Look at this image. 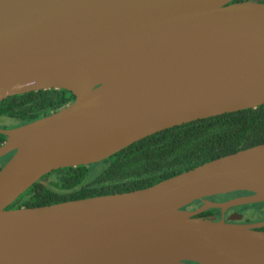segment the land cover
I'll return each mask as SVG.
<instances>
[{
	"label": "water",
	"instance_id": "1",
	"mask_svg": "<svg viewBox=\"0 0 264 264\" xmlns=\"http://www.w3.org/2000/svg\"><path fill=\"white\" fill-rule=\"evenodd\" d=\"M45 89L74 99L0 127V158L13 151L0 167V264H264V219L223 216L264 202V142L145 188L8 208L52 170L263 104L264 1L0 0V101ZM232 192L247 193L210 198ZM213 208L220 219L198 216Z\"/></svg>",
	"mask_w": 264,
	"mask_h": 264
},
{
	"label": "trees",
	"instance_id": "2",
	"mask_svg": "<svg viewBox=\"0 0 264 264\" xmlns=\"http://www.w3.org/2000/svg\"><path fill=\"white\" fill-rule=\"evenodd\" d=\"M73 99L74 95L64 89L9 96L0 101V118L9 122L1 127L21 125L48 115ZM5 137L0 133V144ZM263 142L264 103L158 131L100 162L52 170L19 195L8 208L42 206L145 188L204 162ZM3 162L0 160V167ZM239 193L247 192L210 198H226ZM199 204L200 200H196L185 207L191 209ZM255 204L259 203H252ZM216 210L208 209L198 216L205 218ZM253 215L252 221L264 219H255Z\"/></svg>",
	"mask_w": 264,
	"mask_h": 264
},
{
	"label": "flooded vegetation",
	"instance_id": "3",
	"mask_svg": "<svg viewBox=\"0 0 264 264\" xmlns=\"http://www.w3.org/2000/svg\"><path fill=\"white\" fill-rule=\"evenodd\" d=\"M15 126V125H14ZM13 125L12 126H8V127H5V128H10V127H14ZM1 127V126H0ZM13 154V151L6 154L5 156L1 157L0 160L1 161H4L3 163H5L9 158L10 156ZM242 194H246V193H239V194H234V195H242ZM233 195V196H234ZM232 196H229V197H226V198H223V197H217L215 199L217 200H225V199H228ZM213 199V198H212ZM241 206V205H239ZM238 206H233V207H229L227 209H225L223 211V216H224V220L225 221H231V222H238V223H249V222H254L252 221L251 219V214L250 213H245L243 212L242 210H238L237 209ZM233 213H237L240 215V218L238 219H228L230 215H232ZM209 215H216L217 219H220L221 215H222V212L220 211V209H217L215 213H212V214H209ZM262 220V219H260ZM255 221H259V220H255Z\"/></svg>",
	"mask_w": 264,
	"mask_h": 264
},
{
	"label": "rangeland",
	"instance_id": "4",
	"mask_svg": "<svg viewBox=\"0 0 264 264\" xmlns=\"http://www.w3.org/2000/svg\"><path fill=\"white\" fill-rule=\"evenodd\" d=\"M9 122H7V120H5L4 118H0V126L3 127L4 124H8ZM98 167V166H97ZM259 204H255L252 205H245L243 207L237 208L238 210H242L245 213H250L251 214V219H252V214H254V218H261L264 217V202H258Z\"/></svg>",
	"mask_w": 264,
	"mask_h": 264
}]
</instances>
